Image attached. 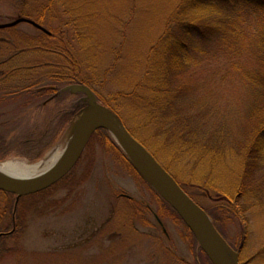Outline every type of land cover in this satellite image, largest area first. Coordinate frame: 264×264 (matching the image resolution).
Instances as JSON below:
<instances>
[{
    "label": "rangeland",
    "instance_id": "obj_1",
    "mask_svg": "<svg viewBox=\"0 0 264 264\" xmlns=\"http://www.w3.org/2000/svg\"><path fill=\"white\" fill-rule=\"evenodd\" d=\"M65 1L71 2L79 15H87L90 19L92 50L98 60L95 70L97 75H103L104 82L103 90L96 87L97 93L104 96L119 91L130 92L142 74L148 50L162 32L175 0ZM44 3L45 0H28L23 11L34 16L32 13L40 10ZM16 5L17 0H0V24L19 17ZM218 14L223 11L209 8L201 18L209 22L219 18ZM240 18L243 22L239 29L245 30L255 22L250 15ZM236 19L235 14L232 22ZM60 20L55 19L51 23L53 27L57 28ZM39 35L38 30L25 23L13 29H0V100L4 99L1 97L4 93L18 87L51 84L53 80L48 77L51 71L67 67L66 60L45 53V48L30 38ZM246 38L243 42L248 43ZM199 40L198 47L205 53L195 55L191 85L200 96L209 95L221 121L225 120L231 130L238 131L241 124L238 126L236 122L247 115V109L241 103L246 97L251 98L248 96L251 90L229 70L228 64L236 58L242 62L248 59H243V54L231 57V51L220 45L216 37ZM52 65L56 66L52 68ZM76 93L71 89L59 94L49 107L70 105L72 99L79 97ZM19 102H22L20 98L1 104L0 117L13 118L18 114ZM42 107L26 110L23 121L11 128L22 135L43 127L50 111ZM86 112L88 108L75 113L59 141L42 158ZM3 130L1 127L0 134ZM86 154L72 178L47 197L46 208L37 206L36 210L25 212L26 227L15 238L6 240L0 264L204 263L205 257L190 244L182 224L165 211L161 217L157 215L159 205L152 193L111 148L105 151L99 141L93 140ZM11 160L33 164L13 157L5 161ZM85 167H88L86 174ZM192 171L197 176L223 177L229 183L227 194L232 201L239 192L235 186L241 180L243 168L231 155L226 154L211 170L207 163H202ZM252 181L251 188L240 191L244 195H240L238 207L229 203L227 194L225 197L216 190L200 186L186 188L187 195H191L203 211L212 212L214 218L204 211L211 224L219 227L220 237L230 250L237 253L236 250L241 248L237 253L239 264H264V258H255L264 247V198L260 199L257 194V191H264V160L254 169ZM5 201L6 197L0 194L2 232L11 226L9 212L3 210ZM144 205L150 211L144 212ZM157 219L161 223L158 227Z\"/></svg>",
    "mask_w": 264,
    "mask_h": 264
},
{
    "label": "trees",
    "instance_id": "obj_2",
    "mask_svg": "<svg viewBox=\"0 0 264 264\" xmlns=\"http://www.w3.org/2000/svg\"><path fill=\"white\" fill-rule=\"evenodd\" d=\"M17 1L19 17L33 19L50 33L47 35L39 31L40 35L30 37L31 40L43 46L45 53L66 60L68 65L51 71L48 75L53 80L51 84L18 87L1 96L4 99L0 100V105L18 98L22 102H19L18 114L13 118L0 117V128L4 129L0 134V162L12 157L30 163L40 160L59 141L75 113L81 108H89L88 101L80 92L76 93L79 97L72 99L68 106L49 107V103L72 87L83 85L90 89L96 103L108 108L186 193L187 187L200 186L216 190L226 197L229 183L223 177L197 176L192 169L207 163L211 170L226 154L238 159L243 168L241 180L235 186L239 192L233 201L227 194L229 203L238 207L240 195H244L240 191L251 188L252 173L264 160V0H175L162 32L148 50L142 74L132 90L104 96L96 91V87L104 89V82L103 75H97L95 70L98 60L92 50L93 35L88 16L79 15L75 6L65 0H45L41 9L35 10L32 16L23 11L28 0ZM209 8L223 11V14L206 22L201 15ZM235 14L237 19L232 22ZM248 15L255 22L246 26L245 30L239 29L243 22L240 17ZM58 18L62 20L55 28L52 24ZM211 37H216L220 45L230 50L231 57L243 54L241 57L248 59L242 62L236 58L228 64L229 70L251 90L248 94L251 98L246 97L241 103L243 107H248H244L247 109L246 120L242 118L236 122L238 126L241 124L239 128L237 126L238 131L231 130L225 120L221 121L211 97L207 94L200 96L190 82L195 55L205 53L198 47L199 38L206 41ZM244 38L248 43L243 42ZM42 105L50 111L43 127L33 128L22 135L11 128L23 121L26 110ZM93 140L99 141L105 151L111 148L118 155L152 193L159 205L157 215L161 217L165 211L179 221L190 244L205 257L203 264H211L179 216L146 182L104 129L92 134L72 170L47 189L20 197L17 201L14 195L0 192L6 197L3 210L9 212L11 224L6 231L0 230V256L5 251L6 240L15 238L26 227L25 212L34 211L37 206L47 207V197L72 178ZM87 170L88 167H85V174ZM257 194L260 199L264 198L263 190L257 191ZM145 205L144 212L150 211ZM204 211L214 218L212 212ZM156 226H159L158 222ZM214 227L221 235L219 227L215 224ZM240 251L241 248L236 250L238 254ZM257 257L264 258V247Z\"/></svg>",
    "mask_w": 264,
    "mask_h": 264
},
{
    "label": "water",
    "instance_id": "obj_3",
    "mask_svg": "<svg viewBox=\"0 0 264 264\" xmlns=\"http://www.w3.org/2000/svg\"><path fill=\"white\" fill-rule=\"evenodd\" d=\"M21 23L28 24L44 34H50L34 21L22 17L0 24V29L11 28ZM72 90L84 94L89 105L86 113L90 114L78 129L72 144L62 159L51 170L36 178L20 179L0 175V192L14 195L17 201L20 197L47 189L73 168L92 134L99 129H104L146 182L179 216L209 262L211 264H239L238 254L232 252L226 245L204 211L183 191L152 155L129 134L116 116L105 106L96 103L95 97L86 86L77 85L72 87ZM201 214L210 222L208 227L202 224ZM157 222L161 225L158 219ZM224 248L230 252V258L226 255Z\"/></svg>",
    "mask_w": 264,
    "mask_h": 264
},
{
    "label": "bare ground",
    "instance_id": "obj_4",
    "mask_svg": "<svg viewBox=\"0 0 264 264\" xmlns=\"http://www.w3.org/2000/svg\"><path fill=\"white\" fill-rule=\"evenodd\" d=\"M90 113L83 114L72 125L63 139L57 146L51 150L45 157H43L36 164H28L21 161L11 160L0 162V175L15 177L20 179H32L42 176L51 170L64 156L70 145L72 144L76 133L80 126L85 123ZM200 220L205 227L210 225L207 218L201 214ZM225 249V248H224ZM225 253L230 258L231 254L225 249Z\"/></svg>",
    "mask_w": 264,
    "mask_h": 264
},
{
    "label": "flooded vegetation",
    "instance_id": "obj_5",
    "mask_svg": "<svg viewBox=\"0 0 264 264\" xmlns=\"http://www.w3.org/2000/svg\"><path fill=\"white\" fill-rule=\"evenodd\" d=\"M129 199V198H128Z\"/></svg>",
    "mask_w": 264,
    "mask_h": 264
}]
</instances>
